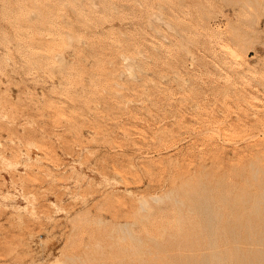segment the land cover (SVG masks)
Wrapping results in <instances>:
<instances>
[{
    "label": "rangeland",
    "instance_id": "1",
    "mask_svg": "<svg viewBox=\"0 0 264 264\" xmlns=\"http://www.w3.org/2000/svg\"><path fill=\"white\" fill-rule=\"evenodd\" d=\"M261 185L264 0H0V264H235Z\"/></svg>",
    "mask_w": 264,
    "mask_h": 264
},
{
    "label": "bare ground",
    "instance_id": "2",
    "mask_svg": "<svg viewBox=\"0 0 264 264\" xmlns=\"http://www.w3.org/2000/svg\"><path fill=\"white\" fill-rule=\"evenodd\" d=\"M258 185H259V184H258ZM261 186H262V185H261ZM261 189H263V186H262ZM202 190H203V189H202ZM198 191H199V190H198ZM198 191H197V192H198ZM230 191H231V190H230ZM230 191L228 190V192H230ZM263 191H264V189H263ZM204 192H205V191H204ZM204 192H203V193H204ZM207 192H208V191H207ZM224 192H225V191H224ZM224 192H223V193H224ZM250 192H251V191H250ZM250 192H249V193H250ZM261 192H262V191H260V192H258V193L260 194ZM198 193H200V191H199ZM226 193H227V191H226ZM226 193H224V195H225ZM247 193H248V191H247ZM256 193H257V192H256ZM258 193H257V194H258ZM206 194H209V192L206 193ZM227 194H228V193H227ZM227 194H226V195H227ZM237 194H238V193H236V197L239 198V197H238L239 194H238V195H237ZM253 194L255 195V193H253ZM257 194H256V195H257ZM203 195H204V197H207V196H209L210 194L207 195V196H206L205 194H203ZM254 195H253V198H254ZM256 195H255V197L257 198ZM195 196H197V195H194V197H195ZM199 196H200V195L198 194V197H199ZM242 196H243V195H242ZM247 196H248V197H246V199L249 198L250 194L247 195ZM198 197H197V198H198ZM224 197H227V196H224ZM256 198L254 199V204H255V200H258V202L261 200V199L259 200L258 198H264V192H262V193L259 195V197H258L257 199H256ZM200 199H201V197H200ZM202 199H203L202 201H205L207 198H206V199H205V198H202ZM204 199H205V200H204ZM239 199H242V198H239ZM243 199H244V197H243ZM243 199H242V201H243ZM247 201H248V199H247ZM263 201H264V199H262V202H263ZM234 202H235V201H234ZM245 202H246V201H245ZM258 202H257V204L254 205V208L252 207L253 210H256V209H257V211H259V210H258V208H259ZM207 203L209 204V202H206V201H205V204H206V205H207ZM232 203H233V202H232ZM250 203H251V202H250ZM252 203H253V201H252ZM252 203H251V204H252ZM263 203H264V202H263ZM201 204H202L201 207H203V202H202ZM251 204H250V205H251ZM228 205H229V204H228ZM242 205H244V204H242ZM207 206L209 207V205H207ZM229 206H230V205H229ZM236 206H237V205H236ZM251 206H252V205H251ZM262 206L264 207V205H262ZM205 207H206V206H205ZM205 207H203L204 210L207 208V207H206V208H205ZM255 207H256V208H255ZM252 208H250V209H252ZM207 209H208V208H207ZM207 209H206V210H207ZM260 209H261V208H260ZM204 210H203V211H204ZM240 210H241V209H240ZM243 210H244V209H243ZM263 210H264V209L262 208V212H263ZM208 211H209V209L207 210V212H208ZM260 211H261V210H260ZM229 212L231 213V210H230ZM248 212H249V209H248ZM248 212H247V213H248ZM255 212H256V211H255ZM255 212H254V213H255ZM249 213H251V212H249ZM249 213H248V215H249ZM240 214H241V213H240ZM256 214H258V213H256ZM259 214H260V213H259ZM229 215H230V214H229ZM254 215H255V214H254ZM263 215H264V213H263ZM263 215H262V216H263ZM251 216H252V215H251ZM258 216H259V215H258ZM260 216H261V215H260ZM240 217H241V216H240ZM248 217H249V216H248ZM248 217H246V218H248ZM256 218H257V216H256ZM228 219H229V218H228ZM261 219L264 220V218H261ZM248 220L250 221V218L247 219V221H248ZM245 221H246V220H245ZM245 221H244V222H245ZM263 222H264V221H263ZM250 223H251V222H250ZM239 224H240V223H239ZM258 224L261 225V223H258ZM246 225H247V224H246ZM250 226H253V225H248V227H250ZM257 226H258V225H257ZM257 226H256V227H257ZM239 227H240V226H239ZM239 227H238V228H239ZM245 227H246V226H245ZM253 227H254V226H253ZM228 228H229V226H228ZM232 228H233L232 231L234 232V228H235V227H231V229H232ZM239 229H240V228H239ZM243 229H244V228H243ZM256 229H257V228H256ZM263 229H264V223H263ZM263 229H262V230H263ZM227 230H228V229H227ZM245 230H246V229H245ZM249 230H250V229H249ZM258 230H259V229H257V231H258ZM262 230H261V231H262ZM238 231H239V230H238ZM230 232H231V230H230ZM239 232H240V231H239ZM239 232H238V233H239ZM249 232L251 233V230H250ZM249 232H248V233H249ZM254 232L256 233V231H254ZM263 232H264V231H263ZM258 233H259V232H258ZM231 234H232V233H230V235H231ZM234 234H236V233L234 232L233 235H234ZM259 234H260V233H259ZM233 235H232V236H233ZM248 235H249V234H248ZM251 235H252V234H251ZM251 235H250L249 237H251ZM257 235H258V234H257ZM232 236H230V237L232 238ZM260 236H262V237H261L260 239H259V237H258V240H256V241L259 242L262 246L259 244V246H257V247H253V249H254V248H257V249H256V250L254 249L255 251L251 252V250H252V249H251V248H252V245H253V246L256 245V244H254V243L252 242L253 244H251V248H250V249H251V250H250L251 253H250V254H248V253L246 254V253L244 252L243 249H239V252H238V253H239V256H238V257H234V256H233L234 259H235V264H236L237 262H238L237 264H264V237H263V234H262V235L260 234ZM239 237H240V235H239ZM239 237H238V238H239ZM236 239H237V238H236ZM256 239H257V238H256ZM252 240H253V238H252ZM252 240H251V241H252ZM253 241H254V240H253ZM210 244H211V243H210ZM233 244H235V243H233ZM236 244L239 245V242L236 243ZM248 244H250V243H248ZM257 244H258V243H257ZM249 246H250V245H249ZM234 247H235V246H234ZM238 247H239V246H238ZM191 248H192V247H191ZM206 248H207V250H208V247H206ZM213 248H214V247H213ZM193 249H194V248H193ZM193 249H192V250H193ZM231 249H232V248H231ZM190 250H191V249H189V251H190ZM192 250H191V252H189V253H191V255H193ZM207 250H206V252H208ZM223 250H224V248H223ZM234 250H235V249H234ZM234 250H233V251H234ZM183 251H184V250H183ZM235 251H236V250H235ZM237 251H238V250H237ZM237 251H236V252H237ZM203 252H204V254H205V250L202 251V253H203ZM220 252H221V249H220ZM220 252H219V253H220ZM178 253H179V252H178ZM185 253H186V252H185ZM189 253H188V254H189ZM221 253H222V252H221ZM234 253H235V252H234ZM234 253H232V254L234 255ZM204 254H202V255H203V258L201 259L202 262H205V261H204V258H205V255H204ZM206 254H207V253H206ZM223 254H224V253H223ZM235 254H237V253H235ZM179 255H180V254H178V256H179ZM185 256H187V253H186ZM235 256H236V255H235ZM187 257H189V256H187ZM191 257H192V256H191ZM198 257H200V255H199ZM201 257H202V256H201ZM209 257H210V256L208 255V258H209ZM225 257H226V256H225ZM227 257H228V256H227ZM233 257H232V258H233ZM179 258H180V257H179ZM192 258H193V257H192ZM227 259H228V258H227ZM227 259H226V260H227ZM187 260H188V259H187ZM192 260H193V259H192ZM198 260H199V259H198ZM205 260H206V258H205ZM214 260H215V259H214ZM236 260H237V261H236ZM208 261H209V260H208ZM210 261H211V260H210ZM188 263H189V262H188ZM188 263H187V264H188ZM200 263H201V262H200ZM208 263H209V262H208ZM228 263H229V262L227 261L226 264H228ZM197 264H198V263H197ZM201 264H202V263H201ZM206 264H207V261H206ZM224 264H225V263H224Z\"/></svg>",
    "mask_w": 264,
    "mask_h": 264
}]
</instances>
